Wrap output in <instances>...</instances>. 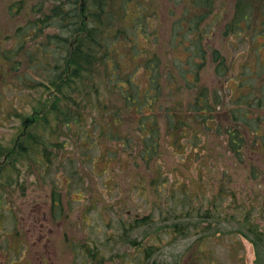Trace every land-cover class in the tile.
<instances>
[{
    "label": "rangeland",
    "instance_id": "rangeland-1",
    "mask_svg": "<svg viewBox=\"0 0 264 264\" xmlns=\"http://www.w3.org/2000/svg\"><path fill=\"white\" fill-rule=\"evenodd\" d=\"M20 1L0 0V264H258L242 224L246 218L264 231V147L251 146L254 136L241 159L221 142V134L210 136L212 132L201 131L202 125L193 126L200 139L186 128L184 148H173L166 137L160 153L161 168L169 171V191L161 199L131 185L135 174L153 173V160L137 156L136 146L124 148L111 129L100 133L98 121L72 126L73 133L88 130L89 138L79 146L78 133L67 142L66 127L49 117L43 126L46 136L64 144L52 162L42 161L32 150H17L24 133L34 132L46 119L41 104L48 99L47 87L34 89L30 77L18 79L19 71L3 54L11 48L12 56L17 54L14 33L29 5L17 12ZM233 1L223 0L225 8L217 16L221 23L230 18ZM165 22L158 18L156 23ZM257 23L264 32V11L254 16L253 31ZM263 38L212 37L213 46L234 70L227 84L212 68L204 73V86L216 88L222 96L216 107L218 122L230 109L237 111L248 102L256 106L253 94L238 99L264 78V44L253 46L261 45ZM31 43L28 38L27 49ZM175 53L186 54L181 49ZM26 71L32 77L29 66ZM252 159L262 172L254 181L244 168ZM173 187L176 191L170 196ZM183 189L191 196L172 207ZM177 225L189 227L181 234L175 231ZM260 263L264 264V253Z\"/></svg>",
    "mask_w": 264,
    "mask_h": 264
},
{
    "label": "trees",
    "instance_id": "trees-1",
    "mask_svg": "<svg viewBox=\"0 0 264 264\" xmlns=\"http://www.w3.org/2000/svg\"><path fill=\"white\" fill-rule=\"evenodd\" d=\"M28 2L23 22L14 33L17 54L12 56V48L3 54L19 71L18 79L30 77L29 85L34 89L47 87L48 99L41 104L46 119L17 141L20 153L32 150L46 163L57 156L64 144L46 136L43 126L49 117L66 127L67 142L78 133L79 146L89 138L88 130L80 128L73 133L72 126L95 120L101 124L100 133L111 129V136L124 148L126 144L136 146L137 156L153 160L155 174L153 170L152 174L137 173L131 185L161 199L169 191L165 188L169 171L161 168L160 153L166 137L173 148H184V131L188 129L200 139L199 131L193 133L198 128L193 126L202 125L201 131L212 132L210 136L221 134V142L239 159L252 136L251 146L264 147V110L260 111L264 109V78L238 99L243 101L253 94L256 106L248 102L237 111L230 109L223 122H218L216 110L222 96L216 88L205 87L203 78L212 68L216 77L226 84L230 81L232 62L213 46L212 37L264 36L259 23L254 31L252 26L254 16L263 14L264 0H234L229 4H233L231 16L224 23L217 20L225 8L223 0H22L17 12ZM158 18L168 24L156 23ZM28 38L32 42L29 49ZM179 49L185 56L172 54ZM28 66L32 77L26 71ZM186 90L188 94L182 95ZM244 168L252 181L262 176L253 159ZM174 191L176 187L170 196ZM180 194L183 196L178 195L172 207H179L184 204L182 198L191 196L186 189ZM176 218L181 217L176 214ZM249 222L243 220L248 231L243 234L253 244L256 261L261 264L264 231L259 223ZM188 227L183 230L177 225L175 231L184 234Z\"/></svg>",
    "mask_w": 264,
    "mask_h": 264
}]
</instances>
